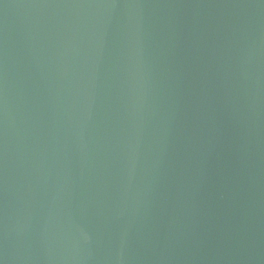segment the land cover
Here are the masks:
<instances>
[{
  "label": "water",
  "instance_id": "95a60500",
  "mask_svg": "<svg viewBox=\"0 0 264 264\" xmlns=\"http://www.w3.org/2000/svg\"><path fill=\"white\" fill-rule=\"evenodd\" d=\"M0 264H264V0H0Z\"/></svg>",
  "mask_w": 264,
  "mask_h": 264
}]
</instances>
